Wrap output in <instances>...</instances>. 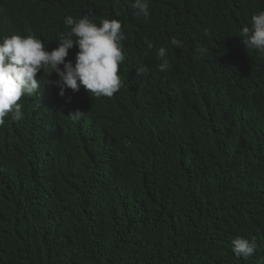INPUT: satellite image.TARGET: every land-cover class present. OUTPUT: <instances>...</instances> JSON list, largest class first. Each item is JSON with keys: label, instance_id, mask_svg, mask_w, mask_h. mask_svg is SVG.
<instances>
[{"label": "trees", "instance_id": "trees-1", "mask_svg": "<svg viewBox=\"0 0 264 264\" xmlns=\"http://www.w3.org/2000/svg\"><path fill=\"white\" fill-rule=\"evenodd\" d=\"M40 1L0 0V37L117 19L124 86L70 103L54 86L0 126V264H264V56L239 37L264 0H150L148 19L133 0Z\"/></svg>", "mask_w": 264, "mask_h": 264}, {"label": "clouds", "instance_id": "clouds-1", "mask_svg": "<svg viewBox=\"0 0 264 264\" xmlns=\"http://www.w3.org/2000/svg\"><path fill=\"white\" fill-rule=\"evenodd\" d=\"M44 7V4L38 0ZM134 15L148 19L150 0H133ZM70 31L56 32L49 21L35 27V32L48 36V41L34 33L11 32L0 37V126L6 118L19 122L24 118L22 97H41V91L51 87L59 89L58 95L66 97L71 89L79 92L81 87L93 97L111 98L124 86L120 76L121 65L126 59L123 41L127 39L122 31V23L117 19H103L97 24L88 15L79 19L67 16L64 20ZM75 37V39H74ZM246 49H252L264 56V10L251 17V26L243 27L240 36ZM58 46L49 51L47 42ZM149 49L154 45L145 39ZM171 44L183 47V42L175 36ZM78 47L75 60L68 58L69 50ZM161 61L160 71L170 67L168 51L160 47L156 53ZM43 72V73H41ZM55 73L58 79H52ZM145 68H137V75H143ZM71 102V97H66ZM84 115L77 110L68 116L77 121ZM232 251L238 258L245 260L257 251L255 241L237 236L231 240Z\"/></svg>", "mask_w": 264, "mask_h": 264}, {"label": "bare ground", "instance_id": "bare-ground-1", "mask_svg": "<svg viewBox=\"0 0 264 264\" xmlns=\"http://www.w3.org/2000/svg\"><path fill=\"white\" fill-rule=\"evenodd\" d=\"M37 103H40V105H41V102L39 101V100H37ZM40 107V106H39ZM36 115H39V114H36ZM40 148V147H39Z\"/></svg>", "mask_w": 264, "mask_h": 264}]
</instances>
